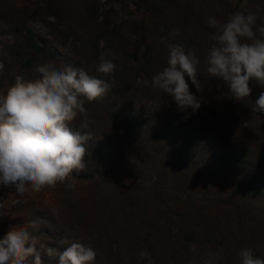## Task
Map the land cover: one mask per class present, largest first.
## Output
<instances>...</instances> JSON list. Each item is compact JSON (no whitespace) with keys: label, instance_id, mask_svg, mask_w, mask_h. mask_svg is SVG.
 <instances>
[{"label":"rangeland","instance_id":"1","mask_svg":"<svg viewBox=\"0 0 264 264\" xmlns=\"http://www.w3.org/2000/svg\"><path fill=\"white\" fill-rule=\"evenodd\" d=\"M235 12L254 14V29L264 24V0H0V95L17 76L38 79L37 66L51 64L82 68L108 83L107 93L122 97L99 102L106 118L95 121L110 124L85 141L83 172L36 193L0 185V239L13 227L37 222L34 234L46 248L62 253L67 245L60 241L70 236L93 249L92 264H149V259L151 264H242L245 249L264 258V180L252 191L244 188L248 176L241 180L239 166L229 164L224 154L234 150L264 173V114L254 111L264 88L253 81L250 94L256 96L237 103L225 82L208 75L205 63L218 30L207 18L222 25ZM53 14L74 23L76 47L66 20L55 21ZM113 27L118 33L107 39L111 55L105 58L113 59L116 70L105 76L97 71L102 52L86 50L93 31ZM12 28L31 34L23 52L36 59L29 58L27 67L23 53L11 49ZM62 29L64 34L55 32ZM182 42L200 61L201 89L186 77L190 92L201 100L195 113L180 111L170 96L151 87V78L167 66L168 45ZM97 44L100 50L105 42ZM43 51L52 58L41 60ZM143 60L151 66L140 67ZM171 106L180 116L171 115ZM89 109L97 111V106ZM182 117L201 123L210 137L171 142L167 131ZM83 118L70 124L73 134L82 136ZM122 119L136 124L132 134L121 135ZM72 182L75 187L69 189ZM141 250L149 256L140 258ZM41 264H59V258L42 253Z\"/></svg>","mask_w":264,"mask_h":264},{"label":"clouds","instance_id":"2","mask_svg":"<svg viewBox=\"0 0 264 264\" xmlns=\"http://www.w3.org/2000/svg\"><path fill=\"white\" fill-rule=\"evenodd\" d=\"M206 22L218 29L205 59L208 75L225 82L236 101L250 95L253 81L264 88V24L254 29L257 17L241 12L233 13L222 25L211 16ZM168 48L167 66L151 78V87L170 96L180 111L191 109L195 113L201 100L190 92L186 77L198 91L201 89L197 79L200 61L194 50L186 52L178 44ZM110 55V51L102 52L97 67L105 76L116 70L113 59L105 58ZM36 71L38 79L17 76L6 94L0 95V185L14 187L20 194L55 187L85 170L84 143L90 135L73 134L69 126L78 116L87 117L85 101L94 102L109 91L108 83L90 77L82 68L57 69L44 64ZM255 106L256 113L264 114V92ZM82 128H88L86 119ZM67 186L71 189L75 184ZM33 230H38L37 222L13 227L0 239V264H28L30 257L32 264H41L42 253L58 256L59 264H92L95 260L90 246L70 236L61 239L67 247L57 253L46 248ZM139 256L149 254L141 250ZM240 257L242 264H264V258L255 257L250 249L242 250Z\"/></svg>","mask_w":264,"mask_h":264},{"label":"trees","instance_id":"3","mask_svg":"<svg viewBox=\"0 0 264 264\" xmlns=\"http://www.w3.org/2000/svg\"><path fill=\"white\" fill-rule=\"evenodd\" d=\"M78 16L79 15H76L75 17L77 18ZM84 16H85V14H84ZM90 17H91V15L86 14V18H90ZM61 18H64L66 20V21L64 20L65 21V27L67 28V30L66 29L65 30H66L67 34H69V36L72 37V41H73V45H74L73 48H74L77 46V42L79 40L78 36L74 34L75 31L70 28V24H74V23H68L67 20L70 21V18H68V16H66V15L53 14L51 16V19H55V21H59V20H61ZM79 19H80V17H79ZM15 29L12 28L11 31L10 30L8 31L9 34L14 35V42L11 45V49L13 50V52L17 53L18 55H19V53H23L24 57L27 58V60L25 59L23 65L25 64L26 66L24 65V67H27V66H29V58H31V59L35 58V54L29 53L27 51L23 52V45H25L26 43L28 44L30 42V41H28V39L30 38L31 34L29 31L25 32V34H23L22 32L18 31V29H16V30ZM55 32L57 34H64L65 33L64 29L58 30ZM55 32L53 30L51 31V33H55ZM116 33H118V32H117V29L115 27H113L109 30L98 29L97 31H93V35L91 36L92 41H93L92 45H91L90 49L88 48L86 51L88 53H92L95 55H97V53L106 51V49L109 47V43H108L107 39H112V38L116 37ZM99 39H102L105 42V45L100 50L97 49V45H98L97 41ZM184 44H185V42H182V45L181 44H178V45L183 46L185 49ZM39 56H41V58H40L41 60H48V59L52 58L51 54H49L47 52L44 53V51ZM77 64H79V63L74 62L73 65L76 66ZM138 65L140 67H143L144 69H147L151 66V62L148 60H143V61H140ZM116 93L120 94L119 92H113L112 94L106 93L103 98L98 99L94 102L89 103V102L85 101L83 106L87 110V117L86 118L84 117L82 119L79 128H80L81 133H83V134H81L82 136L90 135V138L87 140V142L90 141V139L94 136V134H97V133L100 134V132H102V130H104V128H108L107 124L109 125L110 123H106L105 121L97 122V121H95V119L99 118L101 120H105L106 117L104 116V113L107 112V109L101 108V104H99V102L100 101H102V102L103 101H111V100L112 101L115 100V102H116L117 100H120L122 97H120L119 95L118 96L115 95ZM250 95H251V98L256 96V94H250ZM136 96H137L136 94L131 95L132 98H134ZM253 99H255V98H253ZM256 100L257 99H255V101ZM235 102L238 103L240 101L235 100ZM91 104H93V105L95 104L97 106V111L89 109ZM124 104L125 103H123L122 106H124ZM171 105H172V99H171ZM173 108H172V106L170 107L171 115L180 116V114L177 115L178 114L177 109L174 108L175 110H173ZM175 111H176V113H175ZM111 115L113 117L115 114H111ZM147 118H149V117H147ZM85 119L88 122V128L87 129L82 128V124H83ZM121 121H122L121 127H123L122 131L118 129V131H121V135H122V133H123V135L124 134H128V135L132 134V132L135 131L134 129L137 128L136 124H131L130 122L126 121V119H122ZM136 123H139V122H136ZM180 128H181V130L179 131L178 129H180ZM204 129L205 128L203 127V125L201 123H199V125H198V123H196V125H193L192 121H190V123H189L187 120H185L182 117L179 122H176L172 126V131H167V133H168L167 136H168L169 140H171V142L177 140L179 144L188 141V138H190V137L202 136V137H208L209 138L210 137L209 130L205 129V130H207V131H205ZM119 134L120 133H118L117 136H119ZM224 154L227 156L226 160L228 161L229 164L232 163L234 165L239 166L238 168L240 169V172H241V177H240L241 180H245L246 177L248 176L247 181L245 182L244 188H248L249 190L252 191L254 188H259L262 185L261 182L264 180V173L263 172L258 173L257 167L252 165L251 161H245L244 157H239L238 155H236L237 153L234 150L225 152ZM257 165L262 167L259 163V160L257 162ZM252 176H253V181H252Z\"/></svg>","mask_w":264,"mask_h":264}]
</instances>
